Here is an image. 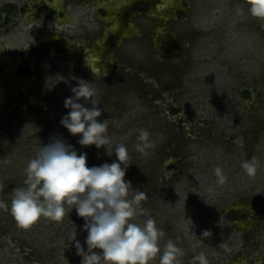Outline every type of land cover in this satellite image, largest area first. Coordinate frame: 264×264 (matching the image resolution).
<instances>
[{"label":"rangeland","instance_id":"1","mask_svg":"<svg viewBox=\"0 0 264 264\" xmlns=\"http://www.w3.org/2000/svg\"><path fill=\"white\" fill-rule=\"evenodd\" d=\"M41 1L0 0V200L10 208L28 162L52 138L86 153L88 167L116 161L123 143L129 198L147 193L141 206L165 232L161 248L173 240L182 264L201 252L209 264H264V21L245 0H134L141 8L130 18L117 9L112 22L95 10L105 0ZM36 23L62 39L36 46ZM85 81L98 119L109 120L111 155L81 146L60 123ZM141 128L146 155L135 147ZM253 157L249 177L241 163ZM84 223L73 208L61 222L41 217L24 229L0 209V264H81L72 234L87 251Z\"/></svg>","mask_w":264,"mask_h":264},{"label":"clouds","instance_id":"2","mask_svg":"<svg viewBox=\"0 0 264 264\" xmlns=\"http://www.w3.org/2000/svg\"><path fill=\"white\" fill-rule=\"evenodd\" d=\"M245 3L252 17L264 21V0ZM71 91L74 95L64 101V107L70 111L61 119V125L71 135L80 136L81 146L106 147L111 155L113 147L110 152L107 147L112 144L109 120L98 119L102 112L93 99L95 90L85 81ZM137 131L141 143L136 144V150L146 155V149L152 146L150 134L142 128ZM234 143L242 146L243 138ZM114 146L116 161L88 167L86 153L78 155L62 138H52L28 162L23 186L12 191L10 208L0 200V209L10 211L18 226L27 229L41 217L61 222L68 209L75 208L87 232V251L75 239L76 232L72 234L81 264H150L158 256L159 264H182L186 253L173 240L168 239L163 248L160 246L165 232L141 206L148 199L147 193L136 190L129 198L134 189L125 176L132 164L131 156L125 144ZM258 166L255 157L241 163L249 177L256 175ZM213 171L218 184L226 183L227 176L220 166ZM139 216L147 218L136 222ZM202 235L208 237L211 233L205 230ZM192 260L193 264H209L203 252Z\"/></svg>","mask_w":264,"mask_h":264},{"label":"bare ground","instance_id":"3","mask_svg":"<svg viewBox=\"0 0 264 264\" xmlns=\"http://www.w3.org/2000/svg\"><path fill=\"white\" fill-rule=\"evenodd\" d=\"M60 1H62V0H58V2H60ZM130 1H132V0H105V1H102V3L98 2V3H100V5L97 7V9L99 10V9L107 8V10H109V12H115L117 9H121L124 5L127 6ZM41 2H43V0ZM50 6L51 5L49 4L48 5L49 9L51 8ZM31 19H34V18L31 17V14L28 15L27 17L23 18L24 22H28ZM58 23H60L61 26H66V25L67 26H72V24H73V22H71V21L70 22L69 21H65V25L63 24L64 22L61 23L59 21ZM33 26L35 28L37 27V29H35V33H34V42L36 43V46H38V45L41 46L42 44L48 43V42H50L51 40H54V39H62L61 34L44 31L43 28L37 23L35 25H33ZM158 31L160 32V30H158ZM56 34H57V36H55ZM91 61L92 60H90L89 63Z\"/></svg>","mask_w":264,"mask_h":264},{"label":"flooded vegetation","instance_id":"4","mask_svg":"<svg viewBox=\"0 0 264 264\" xmlns=\"http://www.w3.org/2000/svg\"><path fill=\"white\" fill-rule=\"evenodd\" d=\"M132 1H134V0H132ZM132 1H130L129 3H128V5L127 6H123L122 8H121V12H122V10H123V12L125 13L126 11V13L124 14V18L126 17H128V18H130V14H131V12H132V10L133 11H135L136 9H139V8H141L140 7V5L138 6V5H136L135 3H139V2H142V1H148V0H136V1H138V2H135V3H133ZM146 7L148 6V5H145ZM135 8V9H134ZM95 10H96V13H98V14H100L99 15V18H101V20H103L104 19V21H110V22H112V20H114L115 19V15L113 14L114 12H109V10H107V8H103V9H97V7L95 8ZM103 21V22H104ZM105 34H107V33H104L103 35H105ZM108 40H113V44L114 45H116L115 44V41L114 40H116L115 39V36H113V33H108ZM35 46V45H34ZM175 49H176V47L173 49V52L175 51Z\"/></svg>","mask_w":264,"mask_h":264}]
</instances>
